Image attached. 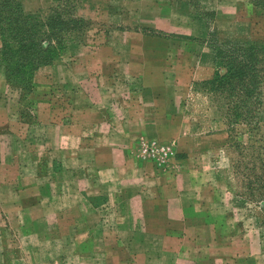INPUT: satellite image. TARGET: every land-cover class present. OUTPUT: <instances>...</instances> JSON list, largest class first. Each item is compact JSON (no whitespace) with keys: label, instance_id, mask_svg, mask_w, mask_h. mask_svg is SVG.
<instances>
[{"label":"crops","instance_id":"1","mask_svg":"<svg viewBox=\"0 0 264 264\" xmlns=\"http://www.w3.org/2000/svg\"><path fill=\"white\" fill-rule=\"evenodd\" d=\"M145 24L163 34L63 53L29 92L0 67V264H221L234 236L218 232L216 169L230 137L200 85L216 62L165 36L187 28ZM143 139L174 142L168 169L139 156Z\"/></svg>","mask_w":264,"mask_h":264},{"label":"rangeland","instance_id":"2","mask_svg":"<svg viewBox=\"0 0 264 264\" xmlns=\"http://www.w3.org/2000/svg\"><path fill=\"white\" fill-rule=\"evenodd\" d=\"M1 2L0 7L6 9L7 22L12 26L17 24L19 28L25 27L24 18L30 20L29 25L36 22L37 17L29 15H17L16 19L13 10ZM260 2L261 0H93L91 7L97 14L95 17H88L85 0H80L75 6L61 4L56 11L49 13V18H53L55 31L51 30L54 32L52 33L46 29L44 35L40 31L36 40L55 38L57 42L59 38L54 35L59 31L57 34L60 33L62 43L57 46L61 49L57 53L75 54L84 49L87 53L98 52L106 46L107 39H120L128 32L163 34L145 26V23L165 20L178 30L187 28L189 32H170L165 36L175 41L177 47L187 45L194 50L193 57L198 58V61L203 57V60L213 57L218 71V64L224 66L218 54L221 48L216 46L221 44V38L264 48V4ZM46 15L47 13H41L38 16L45 24ZM82 18L87 21H81ZM26 32L28 37L33 38L36 30ZM70 34L72 37L67 38ZM64 40H67L66 43ZM14 55L11 51L5 56L0 55V67L5 72L6 65H9L10 70L14 68ZM253 55L264 61V53L258 55L253 52ZM106 56L98 55L97 61L107 62ZM259 65L260 69L264 68V62ZM222 72L225 70L222 69ZM261 87V127L259 134L254 132L256 135L252 133L253 136L251 133L242 134L241 128L245 127L243 124L239 129L241 133L229 134L225 118L227 107L221 105V98L209 101L208 117L217 122L213 129L222 130L230 137L226 150L217 161L216 169L219 181L218 202L215 207L220 219L218 232L220 236H234L231 237L232 243L220 255L221 264H264V183L256 181L257 177L264 175L261 172L245 173L242 170L248 169L245 167L239 166L237 169L239 161L243 159L241 150L245 155L254 150L264 156V79Z\"/></svg>","mask_w":264,"mask_h":264},{"label":"trees","instance_id":"3","mask_svg":"<svg viewBox=\"0 0 264 264\" xmlns=\"http://www.w3.org/2000/svg\"><path fill=\"white\" fill-rule=\"evenodd\" d=\"M7 4L9 9L13 10V14L24 16H34L37 20L34 24L29 25V19L24 18L23 25L25 27L19 28L17 24L13 26L7 22L6 9L0 7V25H1V38L3 41V48L0 51V55L5 56L8 51L13 52L14 59L12 64L14 68H9L6 65V74L9 82L18 88H21L25 92L32 90L34 86V74L36 70L44 65L51 64L57 57L63 53L57 46L61 45L62 37L60 33L55 32V38H44L42 41L36 40L38 33L46 34L44 30L48 29L55 31L53 18H49V13L57 10V7L61 4L64 6H75L80 0H57V4L49 10L37 14H26L21 6L19 0H0V2ZM78 1V2H77ZM1 2V3H2ZM264 4V0L260 3ZM41 13H47V24L42 19H39ZM83 22H86V18H82ZM25 30V31H20ZM36 30L33 38L27 36L26 31ZM39 31V32H38ZM54 33V32H52ZM41 36V35H40ZM67 37V36H66ZM70 34L67 38H71ZM66 38V39H67ZM66 43L67 40H64ZM56 42V44H55ZM221 45V46H220ZM216 45L219 49V58L221 63L218 64L219 70H216L215 76L212 80L200 83L201 88L209 95L212 102L217 98H221V105L227 107V124L229 126V134L237 135L241 133L239 129L242 127V134L254 132L259 134L261 127V110L263 105L262 87L264 79V68L260 69V63L264 62L254 57L255 54L264 53V48L252 45V44H239L228 41L221 38V44ZM225 47V49H222ZM63 50V49H62ZM256 51V52H255ZM56 52V54H52ZM220 63V62H219ZM11 67V65H10ZM222 69L225 72H222ZM199 85V84H198ZM253 133V134H252ZM235 137V136H234ZM238 145V143H235ZM242 160L239 161L237 169L245 167L248 169H242L243 172H252L253 174L264 175V156L252 150L249 154H244L240 151ZM249 158V159H247ZM246 160V161H245ZM258 183H264V176L257 177Z\"/></svg>","mask_w":264,"mask_h":264},{"label":"built area","instance_id":"4","mask_svg":"<svg viewBox=\"0 0 264 264\" xmlns=\"http://www.w3.org/2000/svg\"><path fill=\"white\" fill-rule=\"evenodd\" d=\"M138 154L141 158L153 162L158 169L166 170L175 155V144L143 139L139 143Z\"/></svg>","mask_w":264,"mask_h":264}]
</instances>
